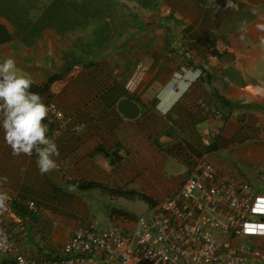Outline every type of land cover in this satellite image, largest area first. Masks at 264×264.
Wrapping results in <instances>:
<instances>
[{"label":"crops","instance_id":"0c3cea01","mask_svg":"<svg viewBox=\"0 0 264 264\" xmlns=\"http://www.w3.org/2000/svg\"><path fill=\"white\" fill-rule=\"evenodd\" d=\"M25 1L0 8V22L12 35L0 44V63L13 58L18 71L42 90L43 102L63 110L67 121L53 138L59 156L48 174L40 173L35 151L13 156L0 128V183L7 184L0 191L21 190L38 199L37 184L50 185L43 190L51 209L40 206L22 216L15 211L20 222L5 220L14 252L58 256L87 221L100 228L130 226L121 213L107 211L105 193L134 190L161 199L145 190L169 157L157 142L172 148L182 142L188 152L212 145L215 152L235 149L239 159H264V30L257 27L264 25V0H99L97 17L83 20L80 38L54 25L55 3ZM47 10L48 22H56L40 25L30 37L22 34L20 23L34 21L35 27ZM138 62L148 69L129 94L123 84ZM55 75L60 78L51 82ZM123 98L138 104L137 117L118 110ZM89 182L101 186L76 185ZM95 189L97 195L88 194ZM12 257L0 253V263Z\"/></svg>","mask_w":264,"mask_h":264},{"label":"built area","instance_id":"2783aa9c","mask_svg":"<svg viewBox=\"0 0 264 264\" xmlns=\"http://www.w3.org/2000/svg\"><path fill=\"white\" fill-rule=\"evenodd\" d=\"M147 69L142 62L136 64L123 84L127 93L135 92ZM48 107L47 135L53 139L67 116L55 105ZM213 135L220 136V129ZM0 193L8 196L0 209V253L13 255L0 264H264V193L205 154L194 158L172 193L148 204L144 213L122 215L121 221L130 226L113 223L100 228L94 221L83 222L58 256L14 252L16 244L5 220L20 218L12 206L13 195ZM28 205L37 210L34 201Z\"/></svg>","mask_w":264,"mask_h":264},{"label":"rangeland","instance_id":"374dc122","mask_svg":"<svg viewBox=\"0 0 264 264\" xmlns=\"http://www.w3.org/2000/svg\"><path fill=\"white\" fill-rule=\"evenodd\" d=\"M15 1L16 0H0V8L5 10L12 9L14 7L12 6V4ZM35 1L40 2V0H27L25 2H35ZM110 1L121 2V0H110ZM41 2L55 3L54 6L57 7L55 13L59 21L54 25L59 26V28H61L63 31L64 30L66 31L70 30V32L74 31V33L79 34L78 38H80L83 20L85 19L87 20L88 16L91 18L97 17V7L95 4L100 1L99 0H41ZM84 2H91L94 5L84 6L85 4ZM101 2L103 1L101 0ZM42 14L43 15L41 16L40 21L37 20L35 27H34V21H26L25 23L22 22L20 23V25L17 24L22 28L21 30L22 34L24 35L26 34L25 36L30 37L31 35L34 34V32H36L37 28L40 25H44V24L49 25L52 22V21L48 22V17L50 14L48 10L47 12L43 11ZM28 15H29V11L27 8L26 17L28 18V20H30L31 18H29ZM36 17L38 16L36 15ZM54 21L55 20H53V22ZM99 90H102V88H99ZM179 144H180L179 147L178 144H174V147L172 148V146L167 147L166 145L157 142L156 146L159 147L161 151H164L169 157L170 156L171 157L170 159L168 157L167 161L163 162V164L158 167L157 171L158 170L159 171L156 174L157 177L150 178L149 182L146 183L147 186H145V190L151 196L156 198H162L172 193L174 191L173 188H175V186H177L186 175L187 166L189 170L194 158L201 156L202 154L205 153L213 163L223 166L224 168H227L235 175H239V174L242 175L243 178L249 181L256 190H258L261 193H264V159L263 160L239 159L236 157V153H234V151L236 152L235 149L233 151L232 149L229 150L228 148H226V149H220L218 152H215L216 149L214 150L213 148H211L212 145L209 147L210 149L209 148L207 149V147H205L204 150H200V151L196 149L188 148L190 153L192 152L196 155L194 156L192 153L190 154L185 149V145L182 142H180ZM163 146L165 147L164 150H163ZM6 185L7 184L0 183V187H5ZM46 185L47 187L50 186L49 184H45V183L37 184L38 191H40L41 194V196H39L38 199H33L32 195H28L27 193L22 192L21 190H16L14 196L17 198L18 204L20 203L24 208L28 206L27 208L28 211L30 210L29 212H34L31 209H29L30 207L28 203L30 201H34L38 208L40 206H43L46 209H51L47 204L49 202V199L48 197H46V195L48 194L43 190V189L47 190V188H45ZM112 190L109 189L107 193H105L106 195L108 194L107 195L108 198L105 199V204L107 205L106 209L107 211L110 210L111 214L113 213L116 214L115 212L119 213V211L123 213L125 212V213L139 214V213H144L147 210L148 208L147 204L145 203V201H142L139 197V194H143V193L134 190L130 191V190L120 189V190H115V192ZM98 192L99 189H95L90 191L88 194L89 195L92 194L95 196L97 195Z\"/></svg>","mask_w":264,"mask_h":264},{"label":"clouds","instance_id":"9594fccd","mask_svg":"<svg viewBox=\"0 0 264 264\" xmlns=\"http://www.w3.org/2000/svg\"><path fill=\"white\" fill-rule=\"evenodd\" d=\"M257 27L264 30V25ZM32 84L30 77L18 71L13 58L0 63V128L13 156H31L35 151L40 173L48 174L57 168L54 157L59 156V149L55 141L48 137V126L44 123L50 118V108L40 94L30 90ZM3 179L6 181L7 177ZM68 190L73 191L74 188L69 186ZM7 199L6 193H0V209L5 207Z\"/></svg>","mask_w":264,"mask_h":264},{"label":"water","instance_id":"95a60500","mask_svg":"<svg viewBox=\"0 0 264 264\" xmlns=\"http://www.w3.org/2000/svg\"><path fill=\"white\" fill-rule=\"evenodd\" d=\"M12 39V35L9 32L7 26L0 22V44L6 43ZM70 67V63L67 62L63 66V70ZM118 110L127 118H135L139 115L140 108L136 102L129 98L121 99L117 104Z\"/></svg>","mask_w":264,"mask_h":264},{"label":"trees","instance_id":"16d2710c","mask_svg":"<svg viewBox=\"0 0 264 264\" xmlns=\"http://www.w3.org/2000/svg\"><path fill=\"white\" fill-rule=\"evenodd\" d=\"M71 64L73 65V63L71 62ZM58 78H60V76L59 75H55V76H52L51 78H50V81L52 82V81H54V80H56V79H58ZM31 91H33V92H36V93H39V92H42V90H40V88L39 87H37V86H31V89H30ZM78 187H82V188H94V187H99L100 186V184H98V183H95V182H89V183H87V184H85V185H83V184H76ZM139 197H140V199L141 200H143V201H145L147 204H152V203H154V201L155 200H153L151 197H149V196H147V195H145V194H139ZM28 206H26L25 208L22 206V208H20V207H18V203L16 202V200H14V203H13V208H14V210L20 215V216H22L23 214H29L28 213V210H26V209H28L27 208ZM120 213H122V214H124V215H128L127 213H123V212H120Z\"/></svg>","mask_w":264,"mask_h":264}]
</instances>
